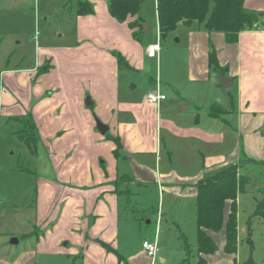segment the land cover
Instances as JSON below:
<instances>
[{
    "label": "crops",
    "instance_id": "crops-1",
    "mask_svg": "<svg viewBox=\"0 0 264 264\" xmlns=\"http://www.w3.org/2000/svg\"><path fill=\"white\" fill-rule=\"evenodd\" d=\"M89 1L92 13H78L80 0L71 7L74 43L38 45L33 62L22 52L12 63L15 50L0 64L1 115L33 120L52 172L38 178L30 228L17 239L25 249L4 246L0 264H264V218L254 208L264 188V27L235 42L197 22L163 36L155 0L149 34L140 13L120 21L108 0ZM244 5L264 11V0ZM136 19L141 39L130 25ZM212 46L229 88L210 64ZM116 52L129 69H120ZM152 91L166 98L153 103ZM215 104L225 111L212 113ZM232 164L251 177L237 199V251H225L227 201L223 227L206 230L217 250L198 253L196 184ZM156 190L166 209L150 208ZM248 193L254 202L242 209ZM186 212L196 213L189 231ZM156 238L153 258L143 242Z\"/></svg>",
    "mask_w": 264,
    "mask_h": 264
},
{
    "label": "rangeland",
    "instance_id": "rangeland-1",
    "mask_svg": "<svg viewBox=\"0 0 264 264\" xmlns=\"http://www.w3.org/2000/svg\"><path fill=\"white\" fill-rule=\"evenodd\" d=\"M64 1L66 0H0V34L4 38V42L0 44L2 66L15 50L10 57L12 63L16 64L22 52L25 53L27 62H33L38 45L53 46L75 42L74 13L71 7L76 0ZM138 13L150 26L148 33L154 34L155 0H141ZM24 127L23 122L1 115L0 111V256L6 251L4 246L10 252L25 249L26 242L13 243L12 240L18 239L19 235L30 228V220L27 218L35 212L38 178L52 173L41 143L33 147L37 151L33 154L20 139L19 134H24ZM31 136L34 137V134ZM240 163L244 164V161ZM253 186L249 189L252 190ZM151 197V209H156L159 203L166 204L157 190ZM252 197L249 193L242 195V209L248 210L251 207L254 202ZM258 197L262 199L264 194L259 192ZM166 207L165 205V209ZM183 215L182 220L189 231L191 223L193 225L196 220V213L186 212Z\"/></svg>",
    "mask_w": 264,
    "mask_h": 264
},
{
    "label": "trees",
    "instance_id": "trees-1",
    "mask_svg": "<svg viewBox=\"0 0 264 264\" xmlns=\"http://www.w3.org/2000/svg\"><path fill=\"white\" fill-rule=\"evenodd\" d=\"M111 14L120 21L127 20L129 15L135 16L140 9L141 0H108ZM94 7L89 0H80L79 14L92 13ZM159 32L163 36L171 35L178 24L191 25L195 22L202 24L208 31H219L226 34L228 42L238 40L240 32L264 27V11L247 9L244 0H157ZM132 28L139 27L134 34L141 39L144 29L138 19L130 23ZM120 69H129L126 59L116 52ZM210 64L219 73L224 74V68L219 64L216 51L211 47ZM225 111L220 105L211 107L212 113ZM24 134H19L30 151L36 154L34 146L38 144V135L35 124L30 117L23 119ZM34 134V137L31 136ZM254 162V161H252ZM256 163V162H254ZM251 182V177L241 174L236 164L204 176L197 184V246L198 253H212L217 245L207 234L206 230L218 231L224 224V210L227 201L231 202V210L226 223L225 251L235 253L238 248L237 230V199ZM264 194V188L262 190ZM255 215L264 218V197L257 203ZM186 240V239H185ZM187 242V241H186ZM189 249V244L186 243ZM252 248V246H251ZM203 258L199 259L202 263Z\"/></svg>",
    "mask_w": 264,
    "mask_h": 264
},
{
    "label": "built area",
    "instance_id": "built-area-1",
    "mask_svg": "<svg viewBox=\"0 0 264 264\" xmlns=\"http://www.w3.org/2000/svg\"><path fill=\"white\" fill-rule=\"evenodd\" d=\"M158 50H159V45L156 44L149 49V53L154 55V53ZM147 97L153 103H158L166 98L165 95L159 94L158 92L155 91L150 92ZM143 247L148 253V255L152 256L153 258L158 254L160 250L157 238L154 241L145 240L143 242Z\"/></svg>",
    "mask_w": 264,
    "mask_h": 264
},
{
    "label": "water",
    "instance_id": "water-1",
    "mask_svg": "<svg viewBox=\"0 0 264 264\" xmlns=\"http://www.w3.org/2000/svg\"><path fill=\"white\" fill-rule=\"evenodd\" d=\"M145 29L147 30L148 24L145 23ZM48 66L45 65L43 67V70H47ZM220 81H221V85L223 88H229L230 86H232L233 82L231 79L226 78L223 74L220 73L219 75ZM87 105H91L93 102L91 101L90 98L87 99ZM96 123H97V128L98 130L102 133V134H106L109 131V126L105 123H103L101 120H99L98 118L96 119ZM17 239H13L12 242L13 243H17Z\"/></svg>",
    "mask_w": 264,
    "mask_h": 264
}]
</instances>
